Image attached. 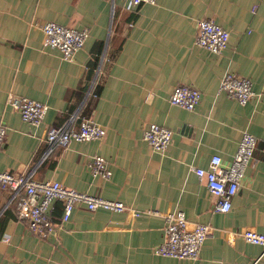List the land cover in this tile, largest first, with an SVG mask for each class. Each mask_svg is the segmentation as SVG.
I'll list each match as a JSON object with an SVG mask.
<instances>
[{
    "label": "crops",
    "instance_id": "0c3cea01",
    "mask_svg": "<svg viewBox=\"0 0 264 264\" xmlns=\"http://www.w3.org/2000/svg\"><path fill=\"white\" fill-rule=\"evenodd\" d=\"M202 18L229 30L222 53L197 43ZM48 21L86 29L85 46L65 59L45 44ZM228 70L252 80L249 103L220 90ZM179 84L201 91L195 110L171 103ZM12 95L47 103L43 123L24 121ZM72 117L75 126L91 119L107 133L46 156L49 128ZM0 122L7 127L0 171L32 173L130 207L80 205L62 222L57 201L54 231L39 236L15 215L11 191L1 190L0 264H264V248L242 234L264 233V0H157L133 8L124 0H0ZM152 122L174 131L164 153L145 139ZM246 131L258 138L254 159L232 209L216 211L195 167L207 168L216 154L228 164ZM96 154L107 159L110 178L91 170ZM177 210L191 225H211L197 258L155 253L166 237L165 215Z\"/></svg>",
    "mask_w": 264,
    "mask_h": 264
},
{
    "label": "built area",
    "instance_id": "2783aa9c",
    "mask_svg": "<svg viewBox=\"0 0 264 264\" xmlns=\"http://www.w3.org/2000/svg\"><path fill=\"white\" fill-rule=\"evenodd\" d=\"M129 8L139 7L144 3L155 4L157 0H124ZM197 43L213 53H222L229 45L230 32L212 18H202L198 21ZM45 44L57 48L65 59H71L78 50L83 48L87 41L86 29H78L48 21L43 26ZM220 90L230 98L245 105L255 96L253 82L250 78L242 76L231 70L226 71ZM202 99L201 91L189 84H179L171 94L173 105L188 110H195ZM10 104L21 114L24 121L39 126L43 123L49 109L45 102L38 101L22 95H12ZM75 117L60 126L49 128L46 143V156L58 147H67L72 141H89L102 139L106 128L91 120L83 119L79 125L74 124ZM145 139L157 152L164 153L173 141L174 131L159 123H149L145 128ZM7 136V127L0 122V152ZM258 138L244 132L238 150L232 161L223 163L220 155L212 157L207 168L195 167L196 174L206 181L208 190L212 193L216 211L228 212L232 209V201L238 193L247 168L255 156ZM89 166L95 175L108 179L112 175L107 159L100 155H93ZM9 190L12 197L17 200L14 210L18 219L26 221L29 228L39 236H47L54 231L52 209L54 203L61 201L63 205L62 222L71 218L74 210L83 205L91 211L104 208L116 212L130 209L120 200H111L100 195L79 191L56 180H39L32 173L15 174L10 171H0V191ZM158 213L151 211L150 213ZM166 237L155 248V253L162 256L179 259H194L199 257L201 249L211 232V225L206 223H190L186 213L182 210L172 211L165 215ZM246 241L261 245L264 248V233L253 229L243 231ZM258 261L255 260L256 264ZM241 264V263H238Z\"/></svg>",
    "mask_w": 264,
    "mask_h": 264
}]
</instances>
